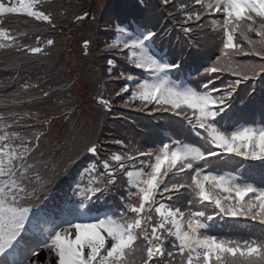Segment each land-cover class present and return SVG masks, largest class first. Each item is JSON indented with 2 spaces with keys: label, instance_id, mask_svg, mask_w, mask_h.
<instances>
[{
  "label": "snow or ice",
  "instance_id": "6c2138e0",
  "mask_svg": "<svg viewBox=\"0 0 264 264\" xmlns=\"http://www.w3.org/2000/svg\"><path fill=\"white\" fill-rule=\"evenodd\" d=\"M158 6L188 49L199 51L205 36L219 33L220 44L194 78L183 77V48L174 58L157 51L156 42L169 34L159 17L151 28L117 27L116 38L96 50L85 38L81 51L105 61L103 72L93 68L99 117L113 113L119 97L121 107L157 121L165 114L178 118L181 138L166 136L145 147L151 121L132 134L102 137L99 121L77 111L74 82L47 90L21 83L0 111V264H42V252L46 264H264V106L260 121L245 125L235 118L244 111L238 105L248 108L257 86L264 88V0H159ZM11 14L62 31L51 6L0 0V49L20 66L34 57L50 59L56 39L36 34L27 43V31L6 26ZM60 15L68 19L66 11ZM95 19L87 10L72 15L74 24ZM116 57L147 76L120 70ZM117 81L122 86L107 97L109 82ZM31 89L41 96L28 95ZM53 96L55 114L15 110ZM58 121L65 134L54 136ZM232 165L240 175L218 167ZM257 174L261 183L250 182ZM66 180L75 184L69 188L77 199L54 204ZM120 188L127 195L112 205L107 197ZM101 201L106 210L92 215ZM217 218L252 221L260 229L248 237L212 234L209 222ZM42 223L48 227L41 232Z\"/></svg>",
  "mask_w": 264,
  "mask_h": 264
},
{
  "label": "trees",
  "instance_id": "16d2710c",
  "mask_svg": "<svg viewBox=\"0 0 264 264\" xmlns=\"http://www.w3.org/2000/svg\"><path fill=\"white\" fill-rule=\"evenodd\" d=\"M43 1H46V3H44L45 7L51 6V8L59 15V17H57V23L59 26H61L62 31H52L47 26L38 25L35 22H32L31 18L25 16L24 14L9 15L6 19V26L16 31H27L29 34L27 43L29 44L33 43V37L36 34H39L44 38H55L57 41L55 49H57L61 45L63 47L65 46V42L68 39L67 34L69 33V36L73 41L69 51H76L78 58H80L77 67H75V70L78 71L80 75L82 74V76L86 80L85 82H83V89L74 90L73 88H71V92L73 97L75 98L76 103L79 105L78 109L82 108V117L89 122H94L97 120L99 121L96 130L102 135V137L121 136L125 132L132 134L137 125L140 128H144L148 121H151V131L147 136L143 137V141H147V143H144L145 147H151L154 142L164 138L166 136V132L170 133V131H172L173 135L176 137L177 134L180 135L181 125L176 122L178 118L171 117L169 116V114H165L166 119L157 121L156 119L148 116L146 113H141L135 111L134 109H125L121 107L119 97L115 98L113 113H110L103 118L99 117L94 110L95 101L93 100V96L96 92V87L93 82V68L97 67V65L93 64L94 62H92L91 58H88V56H84L82 54L81 48L83 40L88 37L98 36V32L101 29L100 27H102L104 30H109L110 32L116 31L117 27H128L129 29L131 28L135 30V26L138 20L143 19L146 23H149L151 26H153V24L156 22V19L159 17L162 24H167L169 34L164 35L160 40H158V46L156 45V47H159L160 52H164V50H167V53L165 55L168 58H174L176 54L183 48L186 53L187 61V67L185 68V70L188 71L191 69H195L198 64H206L209 62L210 58L204 59L199 55L210 44L216 43L219 40V37H217L213 33H209L203 38L205 47H203L199 51H197L196 49L186 48L184 46L183 38L179 40L177 39L178 36H182L179 29L173 27V24L170 20L164 19L166 13L163 8H160L158 6L159 0H78V2L69 0L70 2L66 4L65 2L61 3L60 0ZM177 2L190 3L191 0H177ZM53 6H56V9H54ZM81 7L83 8L82 10L90 11L92 15L96 17L95 21L89 20L83 23H72V12L77 11L78 13V8ZM65 11L67 12L68 16V19L66 21L64 20L63 16L60 15V13ZM135 14H137V17H139L138 20L136 19ZM106 16L107 18H114L113 21H111L110 25L105 24V21H103V19H105L104 17ZM63 28L67 33L63 31ZM100 36H103V33ZM101 41L108 42L107 39H101ZM0 43H4V41L0 40ZM96 47L97 48H95L94 50L98 49V46ZM188 52H191V57L187 55ZM63 57L64 56H61L59 62L64 59ZM193 58L195 59V63H193ZM97 59L100 65V71L103 72L106 67L105 61L99 56H97ZM116 60L120 70L131 71L134 74L140 75L143 73L142 70L135 69L120 57H116ZM47 61L48 59L34 57L31 60L27 61L23 66H20L17 63V57H15L11 52L6 53L4 50L0 49V111H4L5 104L8 103V100H6L5 97L11 98L14 95V92L19 90L20 84L24 81L41 83V86L44 87L45 90H47L49 86H51L52 88L61 87V84H59L57 79L59 78V81L62 82L64 81V79L69 77V74L61 67V75H58L57 79L54 76L49 79L50 72L46 67ZM62 63L63 62H61V66ZM67 84H65V86H67ZM122 84V81L109 82L107 86L106 96L113 97L115 95V91H118L119 87H121ZM109 86L112 88V90L109 89ZM28 95L40 97L41 93L37 89H31ZM59 95H63V92H60ZM23 99L24 97H22V100ZM55 99V96H53L51 100H44L43 98L37 99L35 101L29 102L22 109L17 107L15 108V110L27 111L29 108H31L32 110H39L42 113L50 114L53 113V101H55ZM262 106H264V88H261L258 85L257 91L254 93L253 102L249 105L248 108H244V105H238V107L244 109V111L242 113L238 112L235 118H242V120H244L247 116L255 117V115H257L261 119ZM85 107H87V111L84 110ZM255 119L257 118L255 117ZM57 123L58 122H56L53 127ZM64 134L65 130L63 125V129H61L60 132L56 135ZM113 148L115 150L118 149L119 146H113ZM75 167L76 166H74V169ZM223 169L235 172L239 175L241 174L237 165H232ZM72 175L76 176L75 171H73ZM245 175L247 174L245 173ZM78 178L79 176H76V179ZM253 182L260 184L261 177L258 174L255 175V177L253 178ZM70 183L72 184V188H74L75 184L72 183L71 180H66V182L58 185L59 191L56 192V201L54 202V204L58 203L66 196L72 194V191L69 188ZM124 193V188H120L110 193L107 199L110 203L112 202V204H119L120 199ZM94 208H105L104 202H98ZM209 223L211 225L209 231L212 234L221 236L248 237L257 233L260 229L259 224L243 219H241L239 222L234 223L231 220L225 221L217 218L215 222Z\"/></svg>",
  "mask_w": 264,
  "mask_h": 264
},
{
  "label": "rangeland",
  "instance_id": "374dc122",
  "mask_svg": "<svg viewBox=\"0 0 264 264\" xmlns=\"http://www.w3.org/2000/svg\"><path fill=\"white\" fill-rule=\"evenodd\" d=\"M16 1L17 0H10V2L12 4H15ZM71 1L78 2V0H71ZM60 2L61 3L65 2V4H66V3H69L70 1L69 0H60ZM43 3H46V1H43ZM53 8L56 9V6H53ZM82 9H83L82 7L78 8V12L82 11ZM73 13H77V11H73L71 15H73ZM217 15H219V14H217ZM57 17H59L58 14H57ZM135 17H136L137 20L139 19V17H137V14H135ZM104 18L105 19H103V21H105V24H107V25H110L111 21H113V19H114V18L113 19L112 18H107V16L104 17ZM100 19H102V18H100ZM100 19H99V21H100ZM137 27H148V28H151L152 26L149 23H146L142 19V20H138L136 28ZM100 28L101 29L98 32V36H92L91 37L93 39V45H92V49L93 50L95 48H97L96 46H98V48H103L104 47V43L106 41H101V39H103V40L107 39L108 42H111L112 40H114L116 38L115 37L116 31L110 32L109 30H104L102 27H100ZM63 31H65L64 28H63ZM129 31H134V29L130 28ZM102 33H103V36H100ZM213 34H215L217 37H219V33L218 32L213 33ZM67 35H68V39L65 42V46L63 47L61 45L57 49H55L53 51L52 57L50 59H48V61L46 63V67H47L48 71L50 72L49 79L52 76H54L57 79L58 75H61L60 72H61V67H62L69 74V77L64 79V81H62V82L59 81V78H58L57 80H58L59 84L65 85L67 83L74 82V83H72V88L74 90H80V89H83L82 85H84L83 82H85L86 80L84 79L82 74L80 75V73L75 70V67H77L78 62L80 61V58H78V56L76 54V51L75 52H70L69 51L73 41H72L71 37L69 36V33ZM117 35H118V33L116 34V36ZM78 39H80V38H78ZM98 39H99L100 42L98 41ZM219 44H220V39L216 43L210 44L205 50L202 51V53L199 56L204 58V59L212 57V54H213V51H214L215 47L218 46ZM156 45L158 46L157 42H156ZM156 49L159 52V47H156ZM165 51L166 50H164V52ZM160 53H162V52H160ZM162 54H164V53H162ZM61 56H64L63 57L64 59L61 61V62H63L62 66H61V62H59V59L61 58ZM88 58H91L92 62H94L93 64H96L97 67L100 69V65H99V62H98V59H97L96 55L88 56ZM193 74H194V77H195V71H194ZM137 75H140V74H137ZM141 76H147V74L146 73H142ZM109 89L112 90V88L110 86H109ZM81 103H82V101H81ZM81 109L82 108L78 109L77 111L81 113ZM84 110L87 111V107H85ZM52 114H55V113L53 112V113H50L49 115H52ZM83 119L85 120V118H83ZM61 129H63V124L58 121V123L53 127V135L56 136V134H58ZM172 136H173V134H172ZM177 138H181V135H177ZM151 147H153V146H151ZM126 195H127V193L123 194V196H126ZM72 199L76 200L77 197L76 198H72ZM92 215H95V214H92ZM46 227H48V225L46 223H42L40 225L39 229H41V231H43L44 228H46ZM40 258H41L42 264H46L45 253H43V257H40Z\"/></svg>",
  "mask_w": 264,
  "mask_h": 264
},
{
  "label": "bare ground",
  "instance_id": "6f19581e",
  "mask_svg": "<svg viewBox=\"0 0 264 264\" xmlns=\"http://www.w3.org/2000/svg\"><path fill=\"white\" fill-rule=\"evenodd\" d=\"M40 257H43V252L40 254Z\"/></svg>",
  "mask_w": 264,
  "mask_h": 264
}]
</instances>
